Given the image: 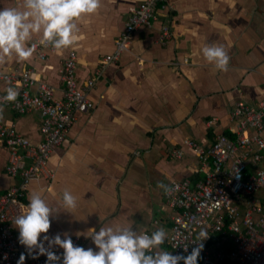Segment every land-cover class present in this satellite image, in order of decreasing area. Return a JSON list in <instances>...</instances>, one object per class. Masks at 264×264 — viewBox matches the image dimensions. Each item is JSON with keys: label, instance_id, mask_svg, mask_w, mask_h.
Returning <instances> with one entry per match:
<instances>
[{"label": "crops", "instance_id": "0c3cea01", "mask_svg": "<svg viewBox=\"0 0 264 264\" xmlns=\"http://www.w3.org/2000/svg\"><path fill=\"white\" fill-rule=\"evenodd\" d=\"M140 1L100 0L94 14L76 21L74 43L46 50L44 60L34 51L26 60L0 58L2 94L8 87L19 90V83L2 75L28 68L60 97V68L68 50L77 56L78 84L93 79L86 91L92 108L76 113L65 140L47 160L51 175L31 179L24 196L26 205L30 193L40 190L53 209L48 234L81 233L85 248L94 247L82 234L91 228L133 224L140 232L162 227L169 234L175 210L165 200V187L172 180L188 177L195 182L203 175L196 172L197 160L184 140L208 146L216 134L231 137L235 103L255 105L264 96V0H169L149 26L134 30L127 50L102 64L104 56L114 53V39ZM22 6L23 0H0V8ZM161 25L169 28L168 40L161 39ZM40 37L33 34L29 43ZM213 44L225 49L226 70L203 57L201 49ZM1 120L32 143L39 141L40 116L35 110L17 114L5 107ZM254 132L247 128L248 134ZM260 135L264 139V131ZM175 148L183 151L181 157L170 156ZM254 150L251 146L249 154ZM8 153L0 141V193L18 181L5 170ZM260 155L255 165L248 160L250 170L264 168V150ZM64 189L76 196L74 208L63 205ZM263 196L264 189L256 192L261 201ZM208 242L210 251L215 249L214 241ZM20 246V254L26 255ZM230 246L228 240L217 249ZM160 249L170 251L167 238Z\"/></svg>", "mask_w": 264, "mask_h": 264}, {"label": "built area", "instance_id": "2783aa9c", "mask_svg": "<svg viewBox=\"0 0 264 264\" xmlns=\"http://www.w3.org/2000/svg\"><path fill=\"white\" fill-rule=\"evenodd\" d=\"M168 2L141 0L131 8L123 28L114 39V53L104 56L101 63L116 60L121 52L127 50L134 30L142 25L149 26L157 19L160 8ZM160 30L161 39L168 40V26L161 25ZM40 39L36 38L31 44L36 45V56L44 60L45 51L56 48L50 44L41 45ZM76 63L75 51L68 50L60 68L63 84L60 97H55L53 87L33 75L28 68L12 69L2 75L10 82L19 83V90L13 101L3 100L5 94L0 93V141L9 152L5 170L9 175L18 177L16 184L0 193V264H16L19 259L21 246L12 222L20 205H25L24 196L29 181L51 175L47 160L52 150L65 140L76 113L92 108L86 91L92 86L93 79L80 86L75 75ZM5 107L17 114L29 110L39 114L38 142L32 143L17 132L13 124L2 122L1 112ZM231 115L236 119L230 129L231 137L216 134L208 146L193 139L183 142L195 156L196 172L202 173V177L195 182L188 177L172 180L164 191L168 206L175 210L167 237L170 252L187 255L197 244H202L198 264H264V196L262 201L256 197V192L264 189V168L255 166L250 170L247 166L249 159L257 164L261 159L260 151L264 150V139L260 135L264 131V96L255 105L237 101ZM247 128L255 132L248 134ZM251 146L255 150L249 154ZM182 154L180 148L170 152V156L176 158ZM201 229L208 236L193 242L199 239L197 233ZM71 238L74 244L84 246L79 235ZM210 239L214 241L212 245L215 249L212 251L209 249ZM228 240L231 242L230 249H217L223 248V243ZM45 259L44 255L33 258L27 253L23 264H44Z\"/></svg>", "mask_w": 264, "mask_h": 264}, {"label": "clouds", "instance_id": "9594fccd", "mask_svg": "<svg viewBox=\"0 0 264 264\" xmlns=\"http://www.w3.org/2000/svg\"><path fill=\"white\" fill-rule=\"evenodd\" d=\"M99 6L100 0H23L22 8H0V58L15 55L20 60L28 59L36 46L29 43L35 33H41V45L50 44L56 49L71 46L78 32L76 21L94 14ZM201 51L217 69H227L229 57L223 46L205 45ZM17 95L15 88L8 87L3 100L13 101ZM61 198L66 208L76 206L77 198L68 189L62 191ZM52 218L53 209L42 192L36 190L30 193L26 205H20L13 221L18 242L33 258L44 255V264H198L203 246L197 244L187 255L173 254L160 249L168 236L164 228L157 227L149 234L128 224L91 228L82 233L94 246L85 248L74 244L66 231L49 235ZM197 235L199 239L193 242L202 241L208 233L201 229ZM55 247L61 248L62 253L54 251ZM24 260L25 254L21 253L16 264H23Z\"/></svg>", "mask_w": 264, "mask_h": 264}]
</instances>
